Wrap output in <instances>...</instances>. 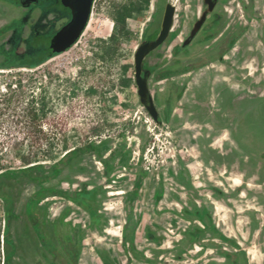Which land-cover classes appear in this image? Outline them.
Wrapping results in <instances>:
<instances>
[{
    "label": "rangeland",
    "instance_id": "374dc122",
    "mask_svg": "<svg viewBox=\"0 0 264 264\" xmlns=\"http://www.w3.org/2000/svg\"><path fill=\"white\" fill-rule=\"evenodd\" d=\"M154 1L95 0L90 27L52 56L32 33L51 34L66 15L12 1L0 14V93L21 81L37 114L0 139V164L16 172L0 178V264H37L40 237L50 246L65 231L77 264H264V98L231 106L226 129L185 109L156 126L133 77ZM207 72L228 82L220 63L199 80Z\"/></svg>",
    "mask_w": 264,
    "mask_h": 264
},
{
    "label": "flooded vegetation",
    "instance_id": "af4514ba",
    "mask_svg": "<svg viewBox=\"0 0 264 264\" xmlns=\"http://www.w3.org/2000/svg\"><path fill=\"white\" fill-rule=\"evenodd\" d=\"M8 1L22 12L42 6L68 17L51 34L32 33L30 44L42 47L43 56L56 54L52 52L50 41L71 19L70 7L65 6L62 0H49L48 3L34 0L26 4L23 0H0V14L7 12ZM153 5L135 51L140 44L151 46L158 39L167 5L173 7H169L172 15L168 29L142 58L140 76L145 79L156 119L139 97L138 101L156 126L168 125L176 110L185 109L191 112L193 119L203 123L207 121L210 128L226 129L231 106L264 98V0H155ZM24 57L27 59L29 55ZM216 63L228 71V82L215 86L214 74L210 72L199 80V71L213 68ZM133 70L137 92L134 55ZM190 84L191 95L187 97ZM249 107L251 111L253 105L250 103ZM259 170L257 166L253 172L256 174ZM244 171H247V165ZM33 224L37 231L45 228L37 219ZM61 224L64 229L68 225L64 221ZM55 237L50 246L45 236L40 237L43 250H38V255L45 259V263L39 260L37 264H77V236H70L65 231Z\"/></svg>",
    "mask_w": 264,
    "mask_h": 264
},
{
    "label": "water",
    "instance_id": "95a60500",
    "mask_svg": "<svg viewBox=\"0 0 264 264\" xmlns=\"http://www.w3.org/2000/svg\"><path fill=\"white\" fill-rule=\"evenodd\" d=\"M34 0H23V4L29 3ZM93 0H62L65 6L70 7L72 16L71 19L63 25L51 38L50 47L53 53L59 54L70 48L80 37L81 33L85 29L87 22L91 14V5ZM173 7L167 5L166 13L164 15V22L162 25V31L156 41L151 46L147 44H140L134 53L135 62V81L137 85V94L140 102L146 106L149 114L156 119L157 114L151 103V98L148 95V90L144 77L140 76L142 67V58L145 53L152 47H154L163 37L164 33L170 25V17L172 15Z\"/></svg>",
    "mask_w": 264,
    "mask_h": 264
},
{
    "label": "trees",
    "instance_id": "16d2710c",
    "mask_svg": "<svg viewBox=\"0 0 264 264\" xmlns=\"http://www.w3.org/2000/svg\"><path fill=\"white\" fill-rule=\"evenodd\" d=\"M42 61V60H40ZM39 62H28V63H22L23 65L32 68L35 65H37ZM17 86V93H0V130L2 127V124L4 123V116L6 117L8 113L11 116L12 120H8V123H13V126L10 127V129L7 131H3V134L0 133V139L2 138H9L10 135H13V129L15 127V125L18 124V121L20 120V116L28 118L30 120L35 119L36 118V107L34 106V102L35 99L32 96V92H25V90L22 89V84L21 81H18V83H16ZM27 88H29L30 90H32V88L30 86H28ZM24 95H29L30 97L27 99L26 101V105L24 107V110H22L21 113H18L15 110L16 104L19 103ZM7 121V118L6 120ZM1 142H3L2 140H0ZM0 142V144H1ZM3 144V143H2ZM1 146V145H0ZM16 172L14 170H7V169H3V167L0 164V178L7 175V174H15ZM3 241L4 243L7 245L9 239L7 234H5L3 236ZM1 249L3 250V248L1 247ZM2 264H4V261L2 262Z\"/></svg>",
    "mask_w": 264,
    "mask_h": 264
},
{
    "label": "bare ground",
    "instance_id": "6f19581e",
    "mask_svg": "<svg viewBox=\"0 0 264 264\" xmlns=\"http://www.w3.org/2000/svg\"><path fill=\"white\" fill-rule=\"evenodd\" d=\"M90 23H91V17H90L89 21L87 22V25H86L87 27H85L86 29H88V28L90 27V26H89ZM84 30H85V29H84ZM84 30H83V32H84ZM83 32H82V34H83Z\"/></svg>",
    "mask_w": 264,
    "mask_h": 264
}]
</instances>
